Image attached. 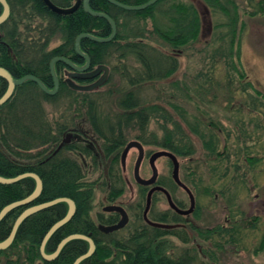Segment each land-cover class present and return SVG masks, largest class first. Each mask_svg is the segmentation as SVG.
Instances as JSON below:
<instances>
[{
    "label": "trees",
    "instance_id": "1",
    "mask_svg": "<svg viewBox=\"0 0 264 264\" xmlns=\"http://www.w3.org/2000/svg\"><path fill=\"white\" fill-rule=\"evenodd\" d=\"M50 1L59 7H68L75 2V0ZM116 1L137 5L148 0ZM248 1L252 7L249 14L264 13V0ZM7 2L10 13L0 25V66L7 69L14 78L32 74L50 89L53 88V80L49 72V63L53 57H65L76 65L84 63V60L74 51V42L78 34L86 32L99 37H107L111 33L110 23L105 18L88 14L81 4L72 13L62 15L51 11L43 0H7ZM200 2L213 14L211 37L213 36L218 43L205 56L208 66L203 72L205 76H202L203 74L195 76L202 80L200 93L204 95L203 98L210 97V103L222 102L226 107H230L229 110H232L231 107L235 102L236 107L234 108L236 109L232 110L235 117L239 114H247L250 122H254V128L264 130V94L257 90L251 82H243L242 72L240 76L229 74L231 69H236L234 59L239 64L241 20L238 4L236 0H200ZM89 6L113 18L116 33L114 38L108 42H95L88 38H81L79 47L89 56L92 68L99 64L113 63L114 65L116 63L112 66V71L123 76L126 84L131 88L123 92L116 100L121 112L114 118L103 115L101 117L100 113L98 117L96 102L101 97L100 103L104 101L106 104V98L100 94L98 97L87 98L85 93L88 92H78L70 88L62 78L59 79L57 93L52 96L45 94L33 81L26 80L16 86L11 97L0 105V176L10 178L24 172H34L42 181V190L36 199L14 208L0 221V241L6 239L17 216L29 206L58 197L70 198L77 205L78 211L72 219L57 229L46 241L44 251L47 254L52 253L64 237L80 231L77 225L82 222L80 211L86 216L87 205L92 197L90 184L83 181V167L77 156L75 158L72 153H79L82 158L90 157V163L94 166L97 164V159L107 161L108 158L109 162L105 170L114 171L119 169L116 154L124 144L121 135L123 127L139 125L141 132L145 133L149 119L156 117L157 113L165 121L164 125L172 122L175 127H178L180 122L177 124L176 121H172L170 114L161 105L142 103L135 88L146 82L161 81L170 77L178 68L177 55L160 48L164 47L173 51L195 43L199 41L203 27L201 11L192 1L158 0L142 10H125L106 0H90ZM1 11L0 4V13ZM159 16L163 18L162 21H158ZM148 19L154 20L152 31L147 28ZM56 39H59L60 43L54 47H48ZM128 54H132L137 59L139 69L129 68L124 63ZM223 66L226 68L225 75L216 76L218 67L220 69ZM54 69L59 78L68 67L58 61L55 62ZM174 85L177 86V82ZM5 88L6 82L0 78V96ZM62 93L69 99L67 114L64 115L63 122H55L49 119L43 102L54 101ZM70 105L75 109H70ZM173 106L177 109L179 120L186 123L189 131L199 137L206 154L215 161L230 163L231 154L227 146H223L221 151L220 130L217 124L211 122V128L204 133L199 123L200 120L196 116L188 115L187 110L177 104ZM68 111L73 114L78 111L86 116L87 122L103 141L100 150L95 144L73 146L72 143L64 144L61 149L56 150L62 134L68 127L76 126L73 115H69ZM106 121H114L113 123L108 122L105 126L107 133L102 128ZM244 133L241 131V134L244 135ZM256 133L259 134L258 131ZM229 136L227 131L226 140ZM140 139H143V143L157 145L163 150H168L175 156H188L194 152L193 144L189 142L185 131L184 133L180 131L175 135L174 131L166 126H164L161 139ZM50 146H53V149H48L49 152L46 153L48 150L44 149ZM234 150L233 154L237 159L232 167L237 178H233V183L243 189L249 183V179L246 176V170L243 172L239 170L240 163L253 169L261 158L258 154L251 156L249 147L244 144H238ZM227 175L226 166L222 177ZM116 177V174H111L109 183L112 188L122 192L125 187L124 182L115 180ZM230 182L231 180L228 179L227 183H223L222 186H229ZM160 184L164 183L160 181ZM34 187L35 181L31 177L22 178L11 184L0 183V210L5 205L29 195ZM201 190L202 192L198 190L200 195H212L211 189L207 186ZM221 193L223 194L221 197L228 206L235 205L237 193L231 194L225 189L221 190ZM226 194L228 196L225 198ZM139 202L140 204L134 207L135 212L143 209V194ZM176 204L178 205L177 202ZM66 209L67 204L59 202L28 216L19 225L13 242L7 248L0 249V264H72L87 250L88 244L85 240L73 239L67 242L58 256L50 261L43 260L39 252L45 233L52 224L65 215ZM150 214L153 220L166 224L180 222L181 217L170 209L157 213L150 211ZM136 216L141 215L137 212L131 228L123 230L121 235L111 238L99 231L92 234L95 251L79 264H194L196 260L194 254L188 253L174 258L169 252L168 240L164 239V237L173 235L187 242L188 234L183 232L185 231L183 227L149 226ZM245 219H242V222L245 220L251 226L257 222L258 217L253 216L251 220ZM235 221H231L233 224L227 227L215 225L210 228L193 227V230L202 240L209 241L211 245L209 249L213 247L222 250L226 242L238 243L239 235L242 229H245L240 227L241 221L240 223L238 220ZM179 230H181L180 233ZM181 233L187 235L183 237ZM214 249L209 253L206 249H202L198 251V254L206 256L212 264L216 260ZM263 249L264 234L253 252L258 253Z\"/></svg>",
    "mask_w": 264,
    "mask_h": 264
},
{
    "label": "rangeland",
    "instance_id": "2",
    "mask_svg": "<svg viewBox=\"0 0 264 264\" xmlns=\"http://www.w3.org/2000/svg\"><path fill=\"white\" fill-rule=\"evenodd\" d=\"M180 1H192L201 11L203 27L199 41L176 49L179 51H172L171 49L168 50L167 48L161 47V50L173 52L177 55V70L170 77L164 80L146 82L135 88L142 103L147 105H161L170 114L172 121H176L177 124L180 122V125L175 127L172 122H167V124L164 125L165 121L161 119L162 117H160L159 113H157L156 117H151L149 119L145 133H142L139 125H136L135 127H123L121 135L123 137L124 144L130 140H138L143 144L145 156L141 162L139 172L143 178L147 179L151 175V167L148 162L149 156L152 153L163 149L157 145L143 143V139L140 138H149L151 140L161 139L164 134V126H166L169 130L174 131L175 135L180 133V131L183 133L185 131L189 137V142L193 144L194 152L191 155H176L179 163V178L181 182H183L189 189H191L190 191L193 192V195L195 196V208L191 211V213L183 214L180 217V222L185 224V227H183V230L185 231L183 232L188 234L181 233V236L184 237L187 235V242L173 235L164 237V239H167L169 242V252L174 256V258L176 256L181 257L184 254L190 253V255H195L196 260L194 264H211L209 259L206 256L198 254V251L206 249L209 253L210 250H213L214 248L211 247L213 249H209L211 246L209 241L202 240L196 232H194L193 227L210 228L215 225L227 227V225L230 226L233 224H231V221L236 222L235 220H238L240 223V221L242 222V219L249 218V220H251L250 218L257 216L258 220L254 225L249 226L250 224L245 221L246 219L240 223V227L245 229H242L241 235H239L240 240L238 243L233 244L226 242L222 250L214 249L216 260L212 264H264V249L258 253L253 252L254 248L258 246L261 236L264 234V130L254 128L255 124L254 122L252 123V121L250 122V118L247 114H239L235 117V113L232 111L236 109L234 108L236 107L235 102L231 107L232 110H229L230 107H226V105L222 102L210 103V97L203 98L204 95L200 93V83L202 80L196 78L195 76H197V74H203V72L206 71L208 66L206 65L207 59L205 56L218 45L213 36L211 37L212 22L214 21V17L210 11L203 7L200 0ZM236 2L238 4V11L240 13L241 20L239 33L240 56L238 59L240 66L237 63V60L234 59L236 69H231L229 74L231 76H240L239 74L242 72V75L244 76L243 82H251L257 90L264 94V13L249 14L252 7L248 0H236ZM154 20H147V28L151 31L154 25ZM162 20L163 18L159 16L158 21ZM59 43L60 40L56 39L52 41L48 47H54ZM124 63L128 65L129 68H140L137 59L132 54H128ZM112 64H106L109 71L106 81L101 86L93 91H78L84 93L88 92L85 93L87 98L98 97L99 94L106 98V104L104 101L103 103H100L101 97L97 100L98 102H96V114L98 117L100 113L101 117L103 115L108 118L113 116L114 118L116 114L121 112L120 108L116 104L118 96H121L123 92L131 89L126 84L123 76H121L118 72L112 71V66L116 63L114 65ZM225 69L226 68H224V66L220 69L218 67L216 76L223 77L225 75ZM67 72L68 70L63 71L62 76L59 77L58 80L61 78H67ZM218 73L222 74L218 75ZM202 76L205 75L203 74ZM175 82H177V86L174 85ZM183 87H186L187 89ZM182 89L184 90L182 91ZM68 101L69 99L64 95V93L57 96L54 101H44L43 106L46 113H48L49 119L55 122H63L64 115L67 114L66 109L69 105ZM170 102H174V104L186 109L188 115L196 116V118L200 120L199 123L201 127H203L202 129L204 133H207L211 128V122L217 124L220 130L219 139L221 151L223 146H227V150L231 154L229 157L230 163L228 162L226 164L225 161H215L211 156L206 154L199 137L189 131L186 123L179 120L180 117L176 111L177 109H175L173 106L174 104L171 105ZM70 109L73 110L75 108L70 105ZM69 115H73V119L76 121L77 127L70 126L65 132L74 128L87 131L89 133L88 135H90L89 140L95 139L96 141L97 139L98 142L96 141L94 144L97 146V149L100 150L101 143L103 141L97 138L98 135L95 133L93 127L90 126L89 122H87L86 116L78 111H75V114L69 112ZM235 118H237V120H235ZM108 122L113 123L114 121H106V124L102 125V128L105 129L104 132L106 133L108 130L105 126ZM235 122L238 126L235 125ZM227 131L230 134L228 140H226ZM241 131L245 132L244 135L241 134ZM257 131L259 132L258 135L256 133ZM238 144H244L249 147L251 156L258 154L261 158L259 163L256 164L253 169H250L248 165H241L240 163L239 170H242V172L246 170V176L249 179V183L243 189H240L238 184L233 183V178H237L232 167V164L236 161L237 157L233 153ZM122 147L119 148L116 154V162L118 164L117 166H119L118 170H120V175L125 183V187L118 201L125 208H129L131 204L136 202L140 192L139 186L134 181L132 176L134 163L137 157V150L136 148H131L128 151L125 159V168H123L121 166ZM48 149L52 150L53 146L47 147L44 150ZM48 152L49 150L46 151V153ZM72 155L75 156V158L77 156V159L83 167V181L90 184V186H97L95 189L93 188L94 211L102 210V206L109 204L104 198L106 196L104 171L107 163L109 162L108 158L107 161L97 159V164L94 166L90 163V157L83 155L84 157L82 158L79 153H72ZM154 165L159 178L164 183L163 186L177 201L179 205L178 206L176 204L177 207L180 209H187L189 206V198L184 189L179 187L172 180V164L169 158L166 155H160L155 158ZM226 166L228 175L226 177H222V172L225 170ZM228 179L231 180L230 185L222 186L223 183H227ZM206 186L211 189L212 195H204L203 193V195H200L198 190L202 192L201 189ZM223 189L231 194H238L235 196V205L228 206L226 204L224 198L221 197L223 196L221 193V190ZM213 194H215V196ZM227 196V194L224 195L225 198ZM151 208L154 213L167 209L168 204L166 198L160 193H155ZM93 214L92 216L94 218ZM148 217L150 218V216ZM236 224L237 223H235V225ZM180 232L181 230H179V233Z\"/></svg>",
    "mask_w": 264,
    "mask_h": 264
},
{
    "label": "water",
    "instance_id": "3",
    "mask_svg": "<svg viewBox=\"0 0 264 264\" xmlns=\"http://www.w3.org/2000/svg\"><path fill=\"white\" fill-rule=\"evenodd\" d=\"M106 1H108L111 4L116 5L118 7H121L125 10H142V9H145L148 6L154 4L158 0H148L142 4H137V5L123 4V3H120L116 0H106ZM43 2L51 11H53L57 14H62V15L72 13L81 4L83 10L85 12H87L88 14L95 16V17L105 18L110 23L111 33L107 37H99V36H95V35H92V34L86 33V32L80 33L76 36L75 42H74V51L80 58H82L84 60V63L82 65H76L71 60H69L65 57H62V56L53 57L49 63V72H50V75H51L52 80H53V88H51V89L48 88L47 86H45L41 80H39L36 76H34L32 74H26L20 78H14L9 73V71L7 69L0 66V78H2L6 82L5 91L0 96V105L5 103L11 97L16 86L20 85L21 83H23L26 80H31L34 83H36L37 86L45 94L54 95L57 92L58 87H59V80H58V77H57V75L55 73V69H54V64H55V62H58V61L63 62L71 70V72L68 73V78L66 79V83L72 89L80 90V91H92L94 89H97L99 86H101L106 81L108 71H109L108 66L105 64H99V65L95 66L94 68H92V70H89L90 66H91L90 58L86 53H84L80 49L79 41L81 38H88V39L95 41V42H108V41L112 40L115 36V33H116V24H115V21L113 20V18H111L105 12L95 11L92 8H90V6H89L90 0H75V2L71 6H68V7H59V6L55 5L54 3H52L50 0H43ZM0 4L2 6V11L0 13V25H1L8 18L9 13H10V8H9L7 0H0ZM100 73H101V75L99 76V78L96 79L95 81L91 82V83L78 84L74 81L75 78L92 79L93 77H95L96 75H98ZM131 147H136L138 149V156L135 160L134 167H133L135 179L138 183H141L144 185H149V184L153 183L156 179L157 170H156V167L154 165V160L156 157H158L160 155H166L168 158L171 159L172 165H173V167H172L173 179L178 185H180L182 188H184L187 191V193L189 194V196H190V207L188 209H184V210L178 208L173 203L169 193L165 189L160 188V187H155V188L163 191V193L166 196V200H167L168 204L170 205V207H172L174 210H176L177 212H179L181 214H188L192 210L194 200H193L192 193L181 182V180L178 177L179 163H178L176 156L167 150H161V151H157V152L153 153L151 155V157L149 158V163H150V167L152 170V175L148 179H143L139 176V167H140L141 160L143 157V147L139 141L132 140V141H129L125 145V147L123 148L122 153H121V166L123 168H125V157L127 155L128 150ZM25 177H31L34 179L35 187H34L33 191L29 195H27L26 197H24L20 200L13 201V202L5 205L0 210V221L6 216L7 213H9L14 208H17V207L22 206V205H26V204L30 203L31 201H33L34 199H36L42 190V181H41L40 177L34 172H24V173L18 174L17 176L10 177V178H5V177L0 176V183L1 184H11V183L17 182L20 179L25 178ZM59 202H66L68 204V210H67L66 214L61 219H59L58 221H56L54 224L51 225V227L48 229V231L45 233L44 237L42 238V241H41V244L39 247V252H40L41 257L43 258V260H47V261L53 260L54 258H56L58 256L59 252L61 251V249L63 248V246L67 242H69L73 239H77V238L87 241L88 248H87V251L85 253L79 255L74 260V262L72 264H79L82 260L90 257L93 254V252L95 251V244H94V241L90 237L83 235V234H70V235L64 237L57 244L56 249L52 253L47 254L44 251L45 243L49 239V237L59 227H61L65 222H67L72 217V215L75 211V205H74L73 200H71L70 198H67V197L54 198L52 200L42 202V203L32 205V206L25 208L15 219V221L11 227V230L9 232V235L6 237V239H4L3 241H0V249L2 250V249L7 248L13 242V239L15 237V234L17 232L19 225L28 216H30L31 214H33L37 211L48 208V207H50L56 203H59ZM147 203H149V199L147 200ZM107 209L121 210L123 212V215H122V218H121V221L119 224H117L115 226L107 227V228H105V230H112V229L121 227L126 222L127 215L125 214L123 208L121 209V207H118V206H111V207H107ZM146 212H147V206H146V209L144 211V218L150 224L156 225V226H161V227H169L170 226L168 224L151 222L146 217Z\"/></svg>",
    "mask_w": 264,
    "mask_h": 264
},
{
    "label": "flooded vegetation",
    "instance_id": "4",
    "mask_svg": "<svg viewBox=\"0 0 264 264\" xmlns=\"http://www.w3.org/2000/svg\"><path fill=\"white\" fill-rule=\"evenodd\" d=\"M94 68V67H93ZM68 70V69H67ZM89 70H92V67L90 66V69ZM88 70V71H89ZM65 71V70H64ZM69 72H71V70H68V72L66 73V76H67V78H68V73ZM101 74V73H100ZM100 74H98V75H96L95 77H93L92 79H82V78H75L74 79V81L76 82V83H78V81H81V83H78V84H83V83H86V81H89L88 83H91V82H93V81H95L96 79H98L99 78V76H100ZM67 78H65L64 79V81H66V79ZM87 84V83H86ZM75 90V89H74ZM78 91H80V90H78ZM76 127H77V125H76ZM81 127V126H80ZM89 133L87 132V131H83V130H81V129H78V128H74V129H69L67 132H64L63 134H62V137H61V140H60V142H59V144L57 145V149L56 150H59V149H61L62 148V146L65 144H69V143H72V145L73 146H77V145H79V144H84V145H87V144H89V145H93L94 144V142H96L97 141V139H96V141H95V139H93V140H89L90 139V135H88ZM98 139H101V138H99V137H97ZM102 140V139H101ZM122 140H123V137H122ZM124 141V140H123ZM130 141H132V140H130ZM136 141H138V140H136ZM98 142V141H97ZM129 142V141H128ZM128 142H126L125 144H124V146L122 147V150H123V148L125 147V145L128 143ZM140 142V141H139ZM141 143V142H140ZM141 145H142V147H143V144L141 143ZM93 148V147H92ZM131 148H136V147H131ZM130 148V149H131ZM129 149V150H130ZM121 150V151H122ZM128 150V151H129ZM136 150H137V156H138V149L136 148ZM72 153V152H71ZM127 154H128V152H127ZM153 154V153H152ZM151 154V155H152ZM151 155L149 156V158L151 157ZM127 156V155H126ZM144 156H145V152H144V148H143V157H142V160H143V158H144ZM137 158V157H136ZM149 158H148V162H149ZM177 158V157H176ZM125 159H126V157H125ZM142 160H141V162H142ZM169 160L171 161V159L169 158ZM171 164H172V161H171ZM141 165V164H140ZM149 165H150V163H149ZM172 167H173V165H172ZM121 170H124V169H121ZM139 170H140V167H139ZM111 174H116V178H115V180H117V181H123V179H122V177H121V175H120V170H114V171H112V170H105L104 171V176H105V183H106V187H105V193H106V196L104 197L105 198V200L109 203V204H107V205H104V206H102L101 207V209L102 210H100V211H94V208H93V188L95 189L96 187L95 186H93L92 184V186H91V188H92V197H91V200L89 201V203H88V205H87V207H88V213L86 214V216H85V214H83L81 211H80V214H81V217H82V222H79V224H77L78 225V227L80 228V231H77L76 233H73V234H83V235H86V236H88V237H90L91 239H92V237H91V235L92 234H95L96 233V231H99V232H102V233H104L105 235H108V236H110L111 238L112 237H116V236H118V235H121V233H122V231L123 230H125L126 228H128V229H130L131 228V225H133V223H134V215L135 214H137V212H138V214L140 213V215L141 216H136L137 218H139V219H142L143 221H144V223L145 224H149V226H155V227H161V226H156V225H152V224H150L149 222H147L146 220H145V218H144V211H145V209H146V206H147V212H146V217L148 218V220H150L151 222H156V223H161V224H166V223H162V222H158V221H155V220H153L152 219V217H151V214H150V211H153V209L151 208V206H152V201H153V196H154V194L155 193H160V194H162L165 198H166V196H165V194L163 193V191L162 190H158V189H156L155 187H160V188H163V189H165V187L163 186V185H161L160 184V181H161V179L159 178V175H158V173H157V176H156V179H155V181L153 182V183H151V184H149V185H144V184H141V183H138L137 181H136V179H135V175H134V170H133V172H132V176H133V179H134V181L137 183V185L139 186V189H140V192H139V194H138V199L136 200V202L135 203H133V204H131L130 206H129V208L127 207V208H125L119 201H118V199L121 197V195H122V193H123V191H124V189H123V191L121 192V191H118V190H116L115 188H112V186L110 185V183H109V180H110V176H111ZM151 175H152V170H151ZM150 175V176H151ZM139 176L141 177V178H143L141 175H140V172H139ZM178 177H179V166H178ZM171 178H172V180L174 181V179H173V176H172V170H171ZM143 179H147V178H143ZM180 179V178H179ZM124 182V181H123ZM175 182V181H174ZM92 183V182H91ZM183 183V182H182ZM175 184H177L176 182H175ZM184 184V183H183ZM124 185H125V183H124ZM178 185V184H177ZM185 185V184H184ZM179 187H181L180 185H178ZM186 186V185H185ZM187 187V186H186ZM182 188V187H181ZM188 188V187H187ZM182 189H184V188H182ZM189 189V188H188ZM168 193H169V195H170V197H171V199H172V201H173V203L176 205V200L173 198V196L171 195V193L167 190V189H165ZM191 189H189V191H190ZM184 191L186 192V194H187V196H188V198H189V206H188V208L190 207V196H189V194L187 193V191L184 189ZM191 192V191H190ZM145 193V194H144ZM192 193V196H193V200L195 201V196L193 195V192H191ZM143 194V196H144V205H143V209L142 210H138L137 212H135V208L134 207H136V206H138L139 204H140V202H139V199H140V196ZM149 199V203H147V200ZM72 200V199H71ZM167 201V200H166ZM73 202H74V205H75V211H74V213H73V215H72V217L77 213V205H76V203H75V201L73 200ZM66 203V202H65ZM67 204V203H66ZM148 204V205H147ZM167 204H168V202H167ZM111 206H118V207H121V209L123 208V210H124V212H125V214L127 215V219H126V222L121 226V227H118V228H115V229H112V230H105V228H107V227H111V226H115V225H117V224H119L120 223V221H121V218H122V215H123V212L121 211V210H118V209H107V207H111ZM177 206V205H176ZM187 208V209H188ZM195 207H194V204H193V207H192V210L194 209ZM167 209H170V210H172V211H174L175 213H177L178 215H183V214H181V213H179V212H177L176 210H174L172 207H170V205L168 204V208ZM67 210H68V204H67V209H66V212H67ZM183 210H184V208H183ZM191 210V211H192ZM160 211H163V210H160ZM159 211V212H160ZM191 211L189 212V213H191ZM94 213V214H93ZM188 213V214H189ZM66 214V213H65ZM79 214V215H80ZM92 214L94 215V218H93V216H92ZM148 216H150V218L148 217ZM72 217L67 221V222H65L62 226H64L65 224H67L71 219H72ZM135 217V218H136ZM61 219V218H60ZM168 224V223H167ZM168 225H170L168 228H170V227H172V228H177V227H185V224L184 223H181V222H176V223H169ZM61 226V227H62ZM60 228V227H59ZM58 228V229H59ZM162 228V227H161ZM163 228H165V227H163ZM78 239V238H77ZM83 240V239H82ZM93 240V239H92ZM87 242V241H86ZM88 244V243H87ZM95 244V243H94ZM87 251V250H86ZM85 251V252H86ZM84 252V253H85ZM94 253V252H93Z\"/></svg>",
    "mask_w": 264,
    "mask_h": 264
}]
</instances>
